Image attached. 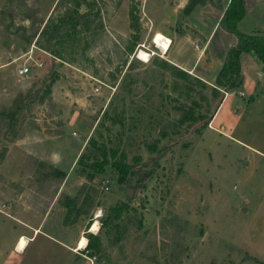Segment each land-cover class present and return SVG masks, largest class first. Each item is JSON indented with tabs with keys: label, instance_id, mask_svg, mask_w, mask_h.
<instances>
[{
	"label": "rangeland",
	"instance_id": "rangeland-1",
	"mask_svg": "<svg viewBox=\"0 0 264 264\" xmlns=\"http://www.w3.org/2000/svg\"><path fill=\"white\" fill-rule=\"evenodd\" d=\"M57 1L0 0V112L16 99L23 108L13 138L3 137L0 120V206L27 200V192L39 204L53 195L61 207L67 197L76 209L90 198L80 218L72 210L66 220L62 207L65 228L93 236L92 250L81 252L85 264H264V69L243 55L244 83L199 134L201 122L177 111L192 107L194 117L207 118L216 104L201 69L216 58L203 38L228 0H207L187 14L189 0H83L77 10L83 18L57 35L65 44L47 52L37 36ZM251 5L237 30L264 34V0ZM157 33L190 42L182 49L170 40L161 58L139 61V50L161 52L153 44ZM178 49L184 66L171 60ZM160 61L188 78L161 69ZM197 62L194 69L190 63ZM22 65L30 73L19 78ZM193 79L206 88L187 91ZM101 145L122 154L143 180L133 176L120 186L110 165L91 179L79 175L78 157ZM58 222L54 208L44 229L52 224L54 231ZM0 225L19 230L3 217ZM37 245L39 239L27 251ZM52 249L62 264H72L75 256Z\"/></svg>",
	"mask_w": 264,
	"mask_h": 264
},
{
	"label": "trees",
	"instance_id": "trees-1",
	"mask_svg": "<svg viewBox=\"0 0 264 264\" xmlns=\"http://www.w3.org/2000/svg\"><path fill=\"white\" fill-rule=\"evenodd\" d=\"M205 1L207 0H189L188 4L183 8V12L187 14L195 5L204 4ZM251 2L252 0H228L227 7L223 11L217 27L209 39L211 48L210 52L213 53V58L222 60L221 68L214 79V85L208 89L211 99L216 101L211 114L207 118L199 115L194 117L192 107L186 109L181 107L177 110L186 114V119L191 123L201 122V125L196 131L197 134H199L200 131L210 123L212 117L221 104L222 99L224 98V94L230 92L231 90H238L242 85V75L239 64L240 55L251 53L264 66V34L253 33L251 35H246L237 31V24L243 19L249 8L253 6L251 5ZM82 3L83 0L57 1L51 14L44 22L43 27L37 36V39H41L45 42V51L50 52L53 45L65 44L64 42H61V39L64 36L58 38L57 35L64 33L68 24L75 26L78 23V20L83 18V15L79 14L77 11L78 7ZM247 4L250 5L248 6ZM128 20L129 27L132 32H137L136 19L132 16L131 12L128 13ZM68 37L69 36L67 35L66 38ZM231 41L232 44H230ZM56 55L60 56V53L57 52ZM158 66L163 70L169 69L177 72L181 75L180 77L188 78L185 74L181 73L174 67L168 66L163 61H160ZM131 69L132 68L130 67V70ZM174 76L178 78L177 75ZM194 86L200 89L206 88L204 83L193 79L191 86L187 87V91L192 92ZM222 90L223 92L221 93L220 91ZM22 109L21 101L16 99L13 101L10 108L6 111L0 112V120L5 121L6 123L3 131V137H10L9 139L13 138V135L15 134V127L18 124L17 119ZM184 121L186 120H179V124L184 123ZM162 151L163 150L157 151L158 155H161L163 153ZM92 152V154H86L89 152L83 151L78 157L77 164L80 168H82L79 175L87 173L88 179H91L94 175L101 174L104 169L110 165L111 169L117 175V183L120 186H126L127 183H129V178L133 176L137 177L138 181L143 180L142 174L132 172V167H129L124 163V157L122 154L116 157L115 151H107L102 145L95 147ZM3 154L4 153H2V155ZM109 161L112 162L110 163ZM60 178L63 179V175H60ZM65 199L66 200L62 207L66 210V220L67 216L72 213V210L75 217L80 218L84 216L88 209L92 206L90 198L84 200L86 203L85 206H77V209L74 200H70L67 197ZM85 239L87 241L84 250H92L90 241L93 239V236L88 235Z\"/></svg>",
	"mask_w": 264,
	"mask_h": 264
},
{
	"label": "crops",
	"instance_id": "crops-1",
	"mask_svg": "<svg viewBox=\"0 0 264 264\" xmlns=\"http://www.w3.org/2000/svg\"><path fill=\"white\" fill-rule=\"evenodd\" d=\"M2 5L3 3H0V6ZM226 7L227 5L225 6V8ZM225 8L223 10H225ZM253 11H255V9ZM249 12L251 11H248L247 13ZM217 24L215 25V27H217ZM211 35H209L206 38H203L204 42L206 41L208 42ZM168 40L169 41L171 40L173 43L175 42L177 47L178 48L180 47L182 49L185 43L190 42V39L186 35L177 36V39H175L174 37H170V39ZM230 44H232V41ZM205 47L206 45L202 47L203 49L200 52L201 56H203L202 52H205ZM243 55H246L247 57L251 56L252 59L257 63L258 67L260 69H264V67L257 61L256 57L251 53L241 54L239 57V63ZM182 56L183 53L180 56L178 49V54H174L171 60L175 63L183 65L184 63H182L181 61ZM201 64H202L201 62H197L196 64L190 63L191 66L194 65V69L197 68L198 66H201ZM203 65L204 68L203 66H201V69L202 70L204 69L203 73H205V75L203 76L207 77L208 85L212 86L211 83L214 82V79L218 73L217 71L220 70L221 68L222 60L212 59L207 63H203ZM243 83H244V76L242 75V84ZM228 95L229 92L226 93L224 98L227 97ZM224 98L222 99V101L224 100ZM211 122L212 120L210 121V127H212ZM250 150L253 151L254 153L261 155V153H259L258 151L252 149ZM62 189H63V185L60 192L62 191ZM21 197L23 196L18 197L12 203L7 202L1 205L2 208L0 206L1 208L0 217H3L5 220L8 219L9 221L17 224L19 227L18 228L19 230L12 227L5 229L3 226L0 225V264H62L63 259H61V257L63 256H60L59 253L55 254L53 252L54 249H52L53 246L57 247L62 252V255L64 254V256L66 254L75 256L72 264H85L83 258L81 257V252L83 251L86 243L82 248L79 247L82 239L85 240V238L83 237V235H81L82 232L80 233L78 229L76 228L68 229L62 225V217L64 215V210L62 209L61 206L57 205L56 203L57 197H53L52 195L50 196L49 199L46 198L45 204L42 203L39 204L38 202H33L32 197L30 196V192H27L24 195V197L28 201L27 200L23 201ZM54 208L55 211L59 214V222L57 224V228L53 231L51 224V227L45 230L44 226L47 222L48 216L54 210ZM21 238H24L25 246L23 247L22 250H18L17 246ZM58 238H62L64 241ZM38 239H39V245H37V247L33 246L32 247L33 249H31V251L29 250L27 251L29 245L35 243ZM31 255H34V257L33 258L28 257ZM79 257L81 261H79Z\"/></svg>",
	"mask_w": 264,
	"mask_h": 264
},
{
	"label": "bare ground",
	"instance_id": "bare-ground-1",
	"mask_svg": "<svg viewBox=\"0 0 264 264\" xmlns=\"http://www.w3.org/2000/svg\"><path fill=\"white\" fill-rule=\"evenodd\" d=\"M153 44L156 48L160 49L161 51H166L168 46L170 45V41L168 40V38L164 37L163 35H161L160 33H157L154 37V41ZM146 55L143 51L138 52L137 55V59L141 62H145L146 61ZM99 218V216H97L95 219ZM98 230V224L95 223L91 229L90 232L91 233H96ZM86 243V240L82 239L81 243H80V248H82ZM25 246V240L24 238H21V240L19 241V244L17 246L18 250H22L23 247ZM85 247V246H84Z\"/></svg>",
	"mask_w": 264,
	"mask_h": 264
},
{
	"label": "built area",
	"instance_id": "built-area-1",
	"mask_svg": "<svg viewBox=\"0 0 264 264\" xmlns=\"http://www.w3.org/2000/svg\"><path fill=\"white\" fill-rule=\"evenodd\" d=\"M195 50H197V46L194 47ZM139 51H142V50H139ZM145 53L146 56L149 57H154V56H157L159 58H161V56H163V54L166 52V51H161L159 54H156L154 53L153 51H143ZM147 62V61H146ZM34 66L37 67V68H40L42 65L41 63H34ZM30 73V68H28L26 65H22V66H19L16 68V76L17 77H25L27 76L28 74ZM94 93H98L99 92V88L96 87L94 88L93 90ZM240 96H242L241 93H238ZM226 94H224L225 96Z\"/></svg>",
	"mask_w": 264,
	"mask_h": 264
}]
</instances>
